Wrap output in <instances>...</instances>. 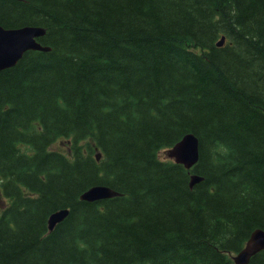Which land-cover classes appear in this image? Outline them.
Listing matches in <instances>:
<instances>
[{
    "label": "trees",
    "instance_id": "16d2710c",
    "mask_svg": "<svg viewBox=\"0 0 264 264\" xmlns=\"http://www.w3.org/2000/svg\"><path fill=\"white\" fill-rule=\"evenodd\" d=\"M0 25L53 48L0 72V264H235L264 230V0H0Z\"/></svg>",
    "mask_w": 264,
    "mask_h": 264
},
{
    "label": "water",
    "instance_id": "95a60500",
    "mask_svg": "<svg viewBox=\"0 0 264 264\" xmlns=\"http://www.w3.org/2000/svg\"><path fill=\"white\" fill-rule=\"evenodd\" d=\"M45 35L46 30L43 28L25 27L18 30H8L0 26V72L17 66L27 52H50V48L43 47L37 42V39ZM222 45L223 42L219 44V46ZM167 155L177 164L191 169L200 158L199 139L194 134L186 135L182 141L167 152ZM98 160H100V156H98ZM202 181L203 178L193 176L190 183L191 188H194L197 183ZM121 196L122 194L111 188L96 186L85 192L81 196V200L93 203ZM69 215V210H61L52 214L48 221L49 231L53 232ZM262 251H264V231L259 229L251 235L246 248L243 249L234 260L237 264H249L251 259Z\"/></svg>",
    "mask_w": 264,
    "mask_h": 264
},
{
    "label": "rangeland",
    "instance_id": "374dc122",
    "mask_svg": "<svg viewBox=\"0 0 264 264\" xmlns=\"http://www.w3.org/2000/svg\"><path fill=\"white\" fill-rule=\"evenodd\" d=\"M68 145H69V144H68ZM84 145L86 146L87 143H84ZM57 146H59V143L55 145V147H57ZM59 147H60V148H64V149L66 148L65 145H63V144H61ZM164 156H165V155L161 154L160 157L163 158Z\"/></svg>",
    "mask_w": 264,
    "mask_h": 264
}]
</instances>
